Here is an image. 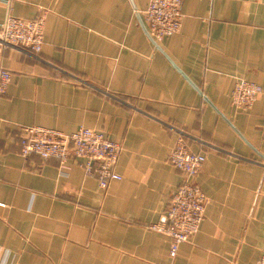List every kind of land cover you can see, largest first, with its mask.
<instances>
[{"label": "crops", "instance_id": "1", "mask_svg": "<svg viewBox=\"0 0 264 264\" xmlns=\"http://www.w3.org/2000/svg\"><path fill=\"white\" fill-rule=\"evenodd\" d=\"M0 0V23L44 16L33 54L0 46V264H258L264 253V0H183L178 33L154 43L148 0ZM262 94L235 108L236 80ZM81 126L121 146L101 189L80 160L23 158L21 127ZM182 135L205 156L203 220L174 258L148 230L181 173Z\"/></svg>", "mask_w": 264, "mask_h": 264}, {"label": "built area", "instance_id": "2", "mask_svg": "<svg viewBox=\"0 0 264 264\" xmlns=\"http://www.w3.org/2000/svg\"><path fill=\"white\" fill-rule=\"evenodd\" d=\"M182 2L148 0L143 18L148 36L154 43L179 32L183 17ZM5 4H9V0ZM43 29V15L36 19H23L7 14L0 23V46L17 47L37 54L44 44ZM10 82V71L0 66V97L5 95ZM262 91V87L254 82L236 80L231 103L235 108L246 111ZM20 130L18 152L23 158L32 154L42 160L56 158L62 168L67 166L70 158L80 160L84 176L95 179L101 189L121 179L115 170L121 146L102 131L83 126L70 134L41 126H26ZM166 161L181 173V183L171 194L158 220L146 228L168 237V254L174 258L179 246L198 231L204 217L208 199L196 182V176L205 156L190 151L186 139L179 135ZM258 264H264V253Z\"/></svg>", "mask_w": 264, "mask_h": 264}]
</instances>
